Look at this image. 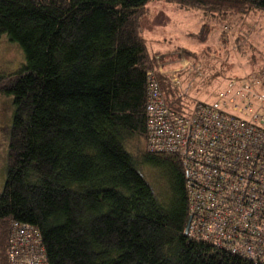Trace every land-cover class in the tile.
Here are the masks:
<instances>
[{
	"label": "trees",
	"instance_id": "trees-1",
	"mask_svg": "<svg viewBox=\"0 0 264 264\" xmlns=\"http://www.w3.org/2000/svg\"><path fill=\"white\" fill-rule=\"evenodd\" d=\"M149 1L0 0V38L18 43L26 61L0 73V91L15 104L0 264H8L13 220L38 227L48 264H264L190 236L182 160L148 148L150 76L170 108L192 107L160 71L165 54L148 47ZM164 1L221 21L264 11V0ZM210 31L206 21L192 35L206 40ZM147 166L161 173L160 188Z\"/></svg>",
	"mask_w": 264,
	"mask_h": 264
},
{
	"label": "built area",
	"instance_id": "built-area-1",
	"mask_svg": "<svg viewBox=\"0 0 264 264\" xmlns=\"http://www.w3.org/2000/svg\"><path fill=\"white\" fill-rule=\"evenodd\" d=\"M182 56V69L171 74L188 97L192 83L184 85L178 73L202 72ZM149 82L148 148L182 160L188 234L264 262V67L231 77L215 99L195 100L189 113L168 106L153 75ZM7 256L8 264H48L38 227L13 220Z\"/></svg>",
	"mask_w": 264,
	"mask_h": 264
},
{
	"label": "rangeland",
	"instance_id": "rangeland-1",
	"mask_svg": "<svg viewBox=\"0 0 264 264\" xmlns=\"http://www.w3.org/2000/svg\"><path fill=\"white\" fill-rule=\"evenodd\" d=\"M147 6L144 36L150 51L165 54L160 63L165 71L171 72L183 65V56H178V50L186 48L194 52L188 59L201 69L202 75H196L192 67L179 73L184 85L192 83L188 96L191 104L195 100L215 99L230 77L243 76L264 64L263 10L231 13L221 21L207 16L200 8H182L164 0H150ZM206 21L211 24L208 38L202 40L192 35ZM25 62L20 45L3 34L0 38V73L14 74ZM14 112L13 95L0 91V190L7 177ZM144 174L153 186H162V175L157 169L147 166Z\"/></svg>",
	"mask_w": 264,
	"mask_h": 264
},
{
	"label": "water",
	"instance_id": "water-1",
	"mask_svg": "<svg viewBox=\"0 0 264 264\" xmlns=\"http://www.w3.org/2000/svg\"><path fill=\"white\" fill-rule=\"evenodd\" d=\"M189 221H190V218H189ZM189 221H188V224H187V227H186V231L188 230Z\"/></svg>",
	"mask_w": 264,
	"mask_h": 264
}]
</instances>
